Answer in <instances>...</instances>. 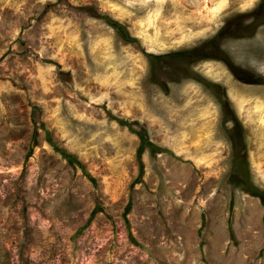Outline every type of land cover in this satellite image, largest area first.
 Returning <instances> with one entry per match:
<instances>
[{
	"label": "rangeland",
	"instance_id": "obj_1",
	"mask_svg": "<svg viewBox=\"0 0 264 264\" xmlns=\"http://www.w3.org/2000/svg\"><path fill=\"white\" fill-rule=\"evenodd\" d=\"M0 264H264V0H0Z\"/></svg>",
	"mask_w": 264,
	"mask_h": 264
},
{
	"label": "trees",
	"instance_id": "obj_2",
	"mask_svg": "<svg viewBox=\"0 0 264 264\" xmlns=\"http://www.w3.org/2000/svg\"><path fill=\"white\" fill-rule=\"evenodd\" d=\"M108 24H109L112 28H114L115 30H117L118 34H120V35L122 36L123 39H127V35H126V33L124 32V30L122 29L121 26H119V25H117V24H115V23H113V22H108ZM176 55H178V54H176ZM176 55H174V57H175ZM141 137H142V136H141ZM141 139H143V137H142ZM142 142H143V143H146L144 140H143ZM137 152H138V157H139V155H141L142 152H143V149H142L141 146H140V148L138 149ZM65 157H66V159L68 158V160H69V159H73V156H70V155H65ZM139 159H140V157H139Z\"/></svg>",
	"mask_w": 264,
	"mask_h": 264
}]
</instances>
